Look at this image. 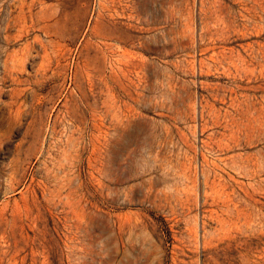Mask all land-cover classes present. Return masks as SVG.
<instances>
[{"label": "rangeland", "instance_id": "obj_1", "mask_svg": "<svg viewBox=\"0 0 264 264\" xmlns=\"http://www.w3.org/2000/svg\"><path fill=\"white\" fill-rule=\"evenodd\" d=\"M0 264H264V0H0Z\"/></svg>", "mask_w": 264, "mask_h": 264}, {"label": "bare ground", "instance_id": "obj_2", "mask_svg": "<svg viewBox=\"0 0 264 264\" xmlns=\"http://www.w3.org/2000/svg\"><path fill=\"white\" fill-rule=\"evenodd\" d=\"M19 112L20 111H18V114H19ZM21 114V113H20ZM22 115V114H21ZM12 163V162H11ZM9 166V165H8ZM16 170V169H15ZM14 169H13V171H15ZM19 172V171H18ZM10 173H11V171H10ZM14 174V173H13ZM17 174V173H16ZM7 175V174H6ZM11 175V174H10ZM5 178V177H4ZM10 178V177H9ZM12 178V177H11ZM6 179V178H5ZM4 180V179H3ZM7 180V179H6ZM5 182V181H4ZM13 182V181H12ZM2 183H3V181H2ZM5 187H3V188H6L7 189V183L5 182ZM11 188V187H10ZM4 192H5V190H4ZM6 193V192H5ZM7 195V194H6ZM5 199V198H4Z\"/></svg>", "mask_w": 264, "mask_h": 264}]
</instances>
